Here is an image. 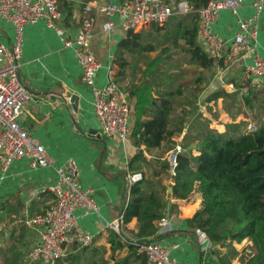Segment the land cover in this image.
Masks as SVG:
<instances>
[{"label": "crops", "instance_id": "0c3cea01", "mask_svg": "<svg viewBox=\"0 0 264 264\" xmlns=\"http://www.w3.org/2000/svg\"><path fill=\"white\" fill-rule=\"evenodd\" d=\"M90 1L93 0H63L59 3L61 27L66 38L73 39L75 37L82 7ZM122 1L105 0L99 3H120ZM252 14L253 8L249 2H243L237 8V16L241 18L249 17ZM92 16L94 18L92 48L101 61V67L95 76V84L102 87L107 81L110 64L113 67L111 70L114 71L113 58L117 43L127 33L121 27L122 18L119 15L110 18L115 23V28L108 33L102 30V24L108 17L99 8H93ZM237 16L227 8L220 10L213 24V31L225 38L233 36L237 31ZM259 20L255 52L264 59V7ZM154 29L161 30L156 29L155 26ZM166 30L171 31L165 27L164 31L167 32ZM14 36L13 24L0 17V43L10 45L14 41ZM180 41L182 40H179L178 43ZM111 55L113 56L112 60L110 59ZM251 60L252 54H247L228 66L216 63L209 72L202 68H196L194 74L198 73L197 76L200 79L197 83H194V80L191 83L201 89L198 95L194 94V96L205 97L221 89L227 93L238 91V94H241L247 86L254 84H258L262 88L264 79L259 80L253 76L250 77V82L243 83V66L250 63ZM179 70V68H168L165 64L164 68H159L158 71L154 70V83L160 84L159 89H174L177 86L176 83H172L170 87L167 82L169 76H173ZM18 74L22 83L32 94V100L25 104L18 122L45 148L53 161V166L32 168L29 159L21 157L15 159L5 171H0V260L3 261L5 255L11 254V252L8 253L9 249H12L13 253L20 250L25 255L23 261L26 260L25 264H29L26 254L29 248L36 243L38 237L34 228L26 224V219L50 204L52 200L50 187L56 178L55 168L60 167L69 157L78 164L83 187L92 190L98 212L85 214L80 209L75 210L74 215L78 225L82 230L94 236V242L84 254L77 253L78 250L71 247L67 255L75 257L78 255L79 264H94V261L100 260L102 254L104 259H108L110 255L108 229L112 228L113 222L119 220L129 197L130 185L125 179L126 175L139 172L145 179L146 185L143 165L150 164L155 167L154 160L163 159L162 154L174 150L167 149L166 142L156 148H145L141 145L144 159L134 163L131 167L129 161L138 150L133 138L129 136V140L124 142L116 136H106L101 132L92 104L91 89L80 80V66L72 48L66 46L56 31L48 27L42 20L27 24L22 30ZM123 76V87L129 89L133 84L127 83L129 80L127 68H125ZM115 78L121 79L118 76ZM181 90L183 92L182 88ZM128 94L129 127L130 133H132L136 118L135 103L137 98L130 95L129 92ZM181 95L183 93L179 94V96ZM72 96L76 98L75 109L72 107L73 103L70 102ZM237 99H241V96L238 95ZM222 103V97H218L210 100L205 110L202 109L194 114L190 113L188 121L183 123L182 132L172 137L175 145L180 144L185 135L193 137L198 131L195 128L197 123L209 120L208 123L211 126V120L216 118L214 116L216 115V106ZM243 112L241 117L248 115L246 109ZM171 116L173 115L171 114ZM147 118V116H142V120ZM192 119L196 123H191L189 126ZM241 119L247 120V117ZM211 127L220 131L224 130V128L216 126ZM195 144L196 142L192 146L193 154H197ZM172 184L173 182L170 181V185L166 188L165 198L167 201L162 218L167 220V224L161 227L159 233L163 236L158 241L168 249L169 256L177 264H200L197 240L195 239V236L198 239V231L195 230L196 235L193 236L186 221L199 207L200 194L194 193L186 200L173 198L172 190L169 191ZM137 228L136 219L126 225L120 221L117 232L120 233L121 230L126 236H131ZM245 241L249 243V241ZM174 244H177V247H174ZM94 249H97L98 252L93 251ZM99 250L106 251L102 253ZM122 255H125V252H122ZM112 263L113 261L109 260L108 264ZM62 264H68V261H63Z\"/></svg>", "mask_w": 264, "mask_h": 264}, {"label": "trees", "instance_id": "16d2710c", "mask_svg": "<svg viewBox=\"0 0 264 264\" xmlns=\"http://www.w3.org/2000/svg\"><path fill=\"white\" fill-rule=\"evenodd\" d=\"M191 11L186 14H174L166 23V35L175 45L182 40L185 43L184 51L189 57V63L197 68L210 71L216 65V60L203 50L198 42V14L197 9L207 0H187ZM168 24V27H167ZM159 29V27H156ZM154 48L141 43V32L130 30L126 36L117 43L113 62L118 64L115 76L123 77L128 61L121 57L125 52L151 51ZM162 58L158 54L154 59V70L164 68ZM168 67H175L169 60H164ZM220 65L221 62H220ZM154 71V72H155ZM178 73L169 76L167 83H176ZM197 76L194 83L199 81ZM117 82L118 79H116ZM133 86V85H132ZM160 84L150 80L143 87L129 88L130 95L137 98L132 133L130 136L138 150L129 161L132 165L143 160V149L160 147L166 142L167 149L175 150L174 135L182 132L184 121H188L189 111L181 108L177 122L172 120L175 96L182 93V85L174 89H159ZM264 94V86L258 90ZM251 94V95H250ZM245 100L248 109L253 107L252 100L258 96L254 91L240 94ZM226 97L233 101L237 99L238 91L227 93L216 91L207 99ZM237 96V97H236ZM189 103V101H187ZM259 109L253 113L255 121L251 131L241 130L240 122L225 124V129L220 131L208 126V120L196 124L197 133L193 137L185 135L178 144L181 147L176 152L174 173L168 172L170 162L162 159L161 170L173 178L171 195L177 199H189L194 193L200 194L199 207L193 215L186 219L191 228L204 232L211 246L206 252L200 250L196 241L200 264H264V99L258 101ZM147 119L142 120V116ZM236 115L231 116L234 119ZM192 121V122H191ZM189 122L196 123L193 119ZM197 154L192 153L193 143ZM161 185V184H160ZM166 187L147 189L143 176L130 185L129 197L121 213V223L126 225L136 219L138 228L131 236H126L109 228L108 242L110 255L104 259L102 252L100 260L93 263L108 264H147L146 257L138 251L142 243L158 241L163 234L159 233L158 221L163 217V209L167 199ZM197 240V237L195 236ZM247 240L249 243L238 250L234 244ZM89 246L79 247L74 243L70 246L84 254ZM69 248V249H70ZM71 249V250H72ZM93 251L98 252L97 249ZM5 255L0 264H25L26 260L22 251ZM125 252V255H122ZM76 259V260H74ZM78 255H65L55 264H79ZM21 261V262H20ZM38 263V262H37ZM35 263V264H37Z\"/></svg>", "mask_w": 264, "mask_h": 264}, {"label": "built area", "instance_id": "2783aa9c", "mask_svg": "<svg viewBox=\"0 0 264 264\" xmlns=\"http://www.w3.org/2000/svg\"><path fill=\"white\" fill-rule=\"evenodd\" d=\"M61 1L63 0H0V17L10 21L15 31L14 41L10 45L0 43V171H5L15 159L21 157L28 158L32 168L53 166L45 148L18 122L25 104L32 100L31 92L18 74L22 30L25 25L42 20L56 31L66 46L72 48L80 66V80L91 89L92 104L101 132L125 142L130 136L129 94L116 81L115 73L111 70L112 64L109 66L106 83L102 87L95 84L101 61L91 47L94 36L93 8H99L108 17L102 24V30L107 33L115 28V23L110 19L114 15L121 16V27L127 33L145 24L162 25L174 14L191 11L187 0H123L120 3L103 4L99 2L105 0H93L83 5L76 35L73 39H68L58 23L61 21ZM243 2H249L253 8V14L249 17L237 16V8ZM263 7L264 0H207L197 9L199 44L217 63L228 66L239 58L252 54L251 62L243 66L244 84L250 82L251 76L264 79V59L255 52L259 16ZM226 8L237 16V31L233 36L225 38L213 31V24L219 11ZM112 58L111 55L110 59ZM253 129L254 127L248 128V131ZM180 150L181 147L176 145L170 154L168 172L171 174L174 173L176 152ZM55 171V182L50 187V204L26 219V224L34 228L38 237L26 254L30 263L55 264L67 254L72 244L89 246L94 237L81 229L74 215L77 209L85 214L98 212L92 190L83 187L80 181L77 162L69 157ZM141 177V173L136 172L126 175L125 179L131 185ZM120 219L121 216L111 225L116 231L119 230ZM166 224L167 220L161 218L158 221L159 231ZM197 231L200 250L206 252L211 246L210 241L204 232ZM173 246L177 247V244ZM138 251L145 255L147 264H177L160 241L142 243Z\"/></svg>", "mask_w": 264, "mask_h": 264}, {"label": "rangeland", "instance_id": "374dc122", "mask_svg": "<svg viewBox=\"0 0 264 264\" xmlns=\"http://www.w3.org/2000/svg\"><path fill=\"white\" fill-rule=\"evenodd\" d=\"M168 21V20H167ZM167 21L162 25L157 24H145L142 26H138L135 28L134 31L141 32V43L143 45H150L154 49L151 51H143L140 50L138 52H125L122 54L121 57L125 58L128 61L127 71H128V84L131 85L130 88H133L134 86L143 87L145 84H149L150 80L154 81V59L156 58V55H160L162 60H169L172 64L175 65V67L172 68H179L178 76L176 78V85H182L183 89V95L175 96V103H173L174 111L172 113V120L173 122H177V116L181 111H179L181 108H184L185 110L189 111V114H194L199 112L200 110H205V108L208 107V103L212 99H207L212 93L208 94V96L205 97H199L194 96L198 95L200 92V87L193 85L191 83L195 78L197 77V74H194L195 69L197 66L195 64L189 63V57L185 53V43L184 41H180L178 45H175L172 40H170L165 30ZM61 26V21L58 22ZM155 27H159L160 31H156L154 29ZM93 39V38H92ZM92 39H91V47H92ZM199 42V40H198ZM156 47V49H155ZM93 51V48H92ZM94 52V51H93ZM95 54V53H94ZM162 61L161 64H163V67H165L164 62ZM114 73L118 72V64L114 63ZM170 68V67H168ZM124 77V76H123ZM118 78L121 85L124 86L122 78ZM262 82H264L262 80ZM255 85V84H254ZM253 85V86H254ZM253 86H247L245 90H242V93L248 92L250 88ZM126 87V86H125ZM124 88V87H123ZM125 89V88H124ZM261 89L260 85H255L251 91H254L258 96L255 100H252L253 107L251 109H248L245 105V100L241 96V101L238 102L233 101V99L226 98L222 96L223 103L218 104L216 106V118L211 120V126H216L218 128H224L225 124L232 123V122H240V129L248 130V128H253L255 126V121L252 120V115L254 112H256L259 109L258 101L264 99V94H259L258 90ZM128 88L126 89V91ZM129 91V90H128ZM221 91H224V89H221ZM225 92V91H224ZM232 93V92H231ZM251 95V94H250ZM237 97V96H236ZM189 101V103H187ZM180 108V109H179ZM246 109L248 112V115H244L247 117V120H242L241 118H245L244 116L241 117V115L244 114L243 110ZM236 115L234 119H232L231 116ZM206 119V118H205ZM204 119V120H205ZM209 121V120H208ZM219 123V124H218ZM250 125V126H248ZM201 126L206 128V126L201 122ZM208 126L212 128L209 124ZM167 146V144H166ZM172 152H168L166 154H162L161 157H163L164 160H168L170 158V154ZM161 162L162 159H156L154 160V163H156V166L153 167L150 164L149 165H143L144 167V176L146 175V188L147 189H158L163 185V189L165 187L170 185V179L167 172L161 170ZM161 184V185H160ZM167 192V190H166ZM166 196V195H165ZM165 198V197H164ZM248 243L246 241H242L241 243H235L234 246L241 250L244 246H246ZM37 263V262H36ZM29 264H35L30 263ZM37 264H43V263H37Z\"/></svg>", "mask_w": 264, "mask_h": 264}, {"label": "water", "instance_id": "95a60500", "mask_svg": "<svg viewBox=\"0 0 264 264\" xmlns=\"http://www.w3.org/2000/svg\"><path fill=\"white\" fill-rule=\"evenodd\" d=\"M70 102L73 103V104H72V107L75 109V104H76V98H75V96H72V97L70 98ZM171 182H173V178H171ZM171 190H172V188L169 187V191H171Z\"/></svg>", "mask_w": 264, "mask_h": 264}]
</instances>
